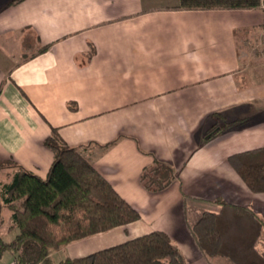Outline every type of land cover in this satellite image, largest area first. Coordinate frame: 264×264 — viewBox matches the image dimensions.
Masks as SVG:
<instances>
[{"label": "crops", "instance_id": "1", "mask_svg": "<svg viewBox=\"0 0 264 264\" xmlns=\"http://www.w3.org/2000/svg\"><path fill=\"white\" fill-rule=\"evenodd\" d=\"M178 4L0 0V162L46 178L54 152L45 140L56 128L141 213L53 259L164 230L187 264H227L201 249L192 224L219 211L218 198L264 219V192L228 160L264 147V0L251 9ZM157 162L175 178L154 192L142 175ZM14 171L0 169V187ZM256 248L264 256V232ZM0 264L17 263L6 252Z\"/></svg>", "mask_w": 264, "mask_h": 264}, {"label": "trees", "instance_id": "2", "mask_svg": "<svg viewBox=\"0 0 264 264\" xmlns=\"http://www.w3.org/2000/svg\"><path fill=\"white\" fill-rule=\"evenodd\" d=\"M13 2L19 0H12ZM262 0H179L177 9H251ZM45 144L54 152L46 178L7 160L0 169H15L0 187V228L3 208L11 210L8 231L0 233V259L13 255L17 264H187L182 251L164 230H154L88 255L54 262L52 255L66 244L89 235L128 225L140 211L123 198L80 152L54 128ZM229 163L254 192H264V147L233 153ZM164 162L145 170L143 185L150 191L166 189L174 179ZM219 211H205L191 226L201 249L232 264H264L256 245L264 232V219L253 208L218 198Z\"/></svg>", "mask_w": 264, "mask_h": 264}, {"label": "rangeland", "instance_id": "3", "mask_svg": "<svg viewBox=\"0 0 264 264\" xmlns=\"http://www.w3.org/2000/svg\"><path fill=\"white\" fill-rule=\"evenodd\" d=\"M16 2V1H15ZM8 214H10V212H6L5 213V216L6 217H4V225L7 223V221L9 220V218H8ZM8 215V216H7ZM18 232V230L16 229V230H14V231H11V232H6L5 233V231H2L1 232V234H3V237L6 239V240H11L15 235H16V233ZM5 233V234H4ZM113 243H115V242H112V243H110V244H106V245H114ZM106 245H104V246H100V247H98L96 250H93V251H98V250H101V249H104V248H107V247H109V246H106ZM89 254L90 253H92V251H90V252H88ZM85 255H88V254H85ZM84 255V256H85ZM8 256V255H7ZM83 256V255H82ZM79 257H81V256H79ZM67 258V256H66V254L65 253H60V254H58V255H56L55 256V258L53 259L54 260V262H60V261H62V260H65ZM72 258H74V257H72ZM219 260H222L223 262H227V264H231L227 259H225V258H219Z\"/></svg>", "mask_w": 264, "mask_h": 264}]
</instances>
